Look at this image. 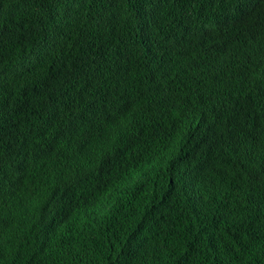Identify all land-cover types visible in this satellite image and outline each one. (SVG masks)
Instances as JSON below:
<instances>
[{"label":"trees","instance_id":"1","mask_svg":"<svg viewBox=\"0 0 264 264\" xmlns=\"http://www.w3.org/2000/svg\"><path fill=\"white\" fill-rule=\"evenodd\" d=\"M33 254L264 264V0H0V264Z\"/></svg>","mask_w":264,"mask_h":264},{"label":"clouds","instance_id":"2","mask_svg":"<svg viewBox=\"0 0 264 264\" xmlns=\"http://www.w3.org/2000/svg\"><path fill=\"white\" fill-rule=\"evenodd\" d=\"M252 8V4L251 7ZM150 106V105H149ZM151 110V114L149 115L148 119H147V123L151 122V123H155L158 125H161L162 128H164L166 130V136L165 139L171 144V145H175L178 144L181 149H183V151H185L186 154H190L191 153V149H192V145L188 144L186 142L185 139H182L179 135H178V123L176 121V119H174V115L169 112H167L164 109H159L156 108L154 106H150ZM175 136L177 139L181 140V142L176 141L175 138L173 137ZM123 210V211H122ZM122 211V212H120ZM118 213L120 214V217L118 216ZM117 213V217L118 220L116 221V225H117V231H124V228L128 225H131V223L133 222L132 219L135 220L136 217V211H134L132 209V207L129 205V203H125L124 202V207L119 210V212ZM37 241H35L36 244ZM102 247H106L107 251L109 250V247L106 243H104V245ZM4 251L3 253L8 256L11 257L14 255V253H12L11 248L9 247L8 244L3 246ZM37 250V249H35ZM125 255H121V257H124ZM34 264H40V260L37 259L36 255H31V257L29 258ZM61 258H54L53 261L54 262H59ZM3 264H17V260L12 259V258H7L2 260ZM41 264H45V259L42 260Z\"/></svg>","mask_w":264,"mask_h":264},{"label":"bare ground","instance_id":"3","mask_svg":"<svg viewBox=\"0 0 264 264\" xmlns=\"http://www.w3.org/2000/svg\"><path fill=\"white\" fill-rule=\"evenodd\" d=\"M15 3H16V2H15ZM11 7H12V6H11ZM49 31H50V30H49ZM50 32H51V31H50ZM147 33H149V32H147ZM142 35H143V34H142ZM145 37H146V36H145ZM146 38H147V37H146ZM71 44H72V43H71ZM22 69H23V68H22ZM125 74H126V73H125ZM103 90H106V89H103ZM153 90H154V89H153ZM108 91H109V90H108ZM108 91H107V92H108ZM97 92H98V91H97ZM104 94H105V93H104ZM104 94H103V95H104ZM106 96H107V95H106ZM94 99H95V98H94ZM91 100H92V99H91ZM134 121H135V120H134ZM119 122H120V121H119ZM127 123H128V122H127ZM136 123H137V122H136ZM124 124H125V123H124ZM120 125H121V122H120ZM129 125H131V124H129ZM132 125H133V124H132ZM135 125H136V124H135ZM121 128H122V127H121ZM123 129H125V128H123ZM77 137H78V136H77ZM79 137H80V136H79ZM79 137H78V138H79ZM80 139H81V138H80ZM69 144H70V143H68V148H69ZM71 144H72V143H71ZM38 145H39V143H38ZM99 149H100V148H99ZM73 151H74V150H73ZM75 152H76V150H75ZM177 167H178V166H177ZM174 168H175V166H174ZM176 171H177V170H176ZM174 173H175V170H174ZM142 177H144V175H143ZM145 178H146V177H145ZM145 178H143V179H145ZM141 179H142V178H141ZM141 179H140V180H141ZM143 182H144V181H143ZM142 184H143V183H142ZM142 184H140V185L142 186ZM136 186H139V185H135V187H136ZM128 187H129V186H128ZM135 187H134V188H135ZM124 188H125V187H124ZM124 188H123V189H124ZM131 188H132V187H131ZM134 188H132V189H134ZM139 188H141V187H139ZM124 190H128V189L126 188V189H124ZM124 190H123V191H124ZM132 191H134V190H132ZM132 191H131V193H132ZM121 192H122V190H121ZM125 192H126V191H124V194L127 195V193H125ZM127 192H128V191H127ZM119 193H120V192H119ZM129 196H130V194H129ZM17 197H18V195L16 196V198H17ZM20 197H21V196H20ZM18 198H19V197H18ZM132 202H134V200H133ZM140 203H141V202H140ZM140 203H139V206H140L141 204L144 205L143 203H141V204H140ZM130 204H132V203H130ZM130 204H129V205H130ZM118 205H119V204H118ZM142 205H141V206H142ZM18 206H19V205H18ZM20 206H21V205H20ZM130 206H131V205H130ZM134 206H136V204H135ZM142 207H143V206H142ZM142 207H140V210H139L140 212H141ZM19 208H20V207H19ZM119 208L122 209L121 207H119ZM132 208H134V207H132ZM165 208H166V207H165ZM137 209H138V208H137ZM137 209H135V210H136V214H137ZM145 209H146V208H145ZM15 210H17V209H15ZM135 210H134V211H135ZM143 210H144V208H143ZM149 210H150V209H149ZM151 210H152V209H151ZM213 211H215V210H213ZM155 212H156V211H155ZM211 212H212V211H211ZM146 213H147V214H146ZM146 213H144L145 216L148 215V211H147ZM151 213H152V212H151ZM151 213H150V214H151ZM93 214H94V213H93ZM96 214H97V213H96ZM206 214H207V217H208V214H209V213H206ZM210 214H211V213H210ZM212 214H213V212H212ZM152 215L154 216V214H152ZM226 215H228V214H226ZM229 215H230V214H229ZM229 215H228V216H229ZM97 216L100 217L99 213H98ZM97 216H96V217H97ZM102 216H103V215H102ZM137 216H139V215H137ZM140 216H143V215H140ZM140 216H139V217H140ZM205 216H206V215H205ZM94 217H95V216H94ZM203 217H204V215H203ZM209 217H211V216L209 215ZM209 217H208V218H209ZM229 217H230V216H229ZM238 217H241V216H238ZM97 218H98V217H97ZM100 218H101V217H100ZM140 218H141V217H140ZM198 218L200 219V217H198ZM205 218H206V217H205ZM226 218H227V217H226ZM95 219H96V218H95ZM101 219H102V218H101ZM142 219H144V217H143ZM209 219H210V218H209ZM229 219H231V218H229ZM229 219H228V221L230 222ZM237 219H238V218H237ZM242 219H243V218H241V220H242ZM96 220H99V219H96ZM133 220H134V219H133ZM135 220H136V219H135ZM205 220H207V218H206ZM238 220H239V219H238ZM238 220H236V221H238ZM241 220H240V221H241ZM139 221H140V220H139ZM144 221H146V220H144ZM201 221H202V220H201ZM201 221H200V222H201ZM203 221H204V220H203ZM205 222H207V221H205ZM224 222H225V221H224ZM226 222H227V221H226ZM242 222H243V220H242ZM242 222H241V223H242ZM138 223H139V222H138ZM202 223H203V222H202ZM230 223H231V222H230ZM131 224H133V223H131ZM145 224H147V222H146ZM176 224H177V223H176ZM111 225H112V224H111ZM137 225H138V224H137ZM237 225H238V224H237ZM134 226H136V225H134ZM113 227H114V226H113ZM136 228H137V227H136ZM112 229H113V228H112ZM129 229H130V228H129ZM133 229H134V227H133ZM214 232H215V231H214ZM119 233H120V232H118V234H119ZM118 234H117V235H118ZM201 234H203V232H201ZM214 234H215V233H214ZM214 234H213V236H214ZM120 235H121V233L119 234V236H120ZM179 235H180V234H179ZM203 235H204V234H203ZM132 236H133V235H132ZM181 236H184V235H181ZM116 237H117V236H116ZM132 239H133V238H132ZM154 239H155V238H154ZM158 239H159V238H158ZM181 239H182V238H181ZM134 240H135V238H134ZM144 240H146V239H144ZM183 240H184V239H183ZM138 241H140V240H138ZM149 241H150V243L152 242L151 240H149ZM149 241H148V242H149ZM75 242H76V240H75ZM143 242H144V241H143ZM154 242H155V240H154ZM133 243H134V242H133ZM146 243H147V242H146ZM146 243H145V245H146ZM130 244H131V242H130ZM141 244H142V242H141ZM148 244H149V243H148ZM151 244H152V243H151ZM138 245H139V242H138ZM143 245H144V244H143ZM138 252H139V251H137L136 253L138 254ZM141 253H142V252H141ZM178 254H179V253H178ZM140 255H141V254H140ZM140 255H138V256H140ZM157 255H158V254H157ZM215 255H217V254H215ZM215 255H214V256H215ZM144 256H145V258H146V255H144ZM144 256H143V258H144ZM217 256H218V255H217ZM217 256H215V258H217ZM141 257H142V255H141L139 258H141ZM150 257H151V256H150ZM159 257H160V256H159ZM163 257H164V256H163ZM135 258H136V257H135ZM143 258H142V259H143ZM145 258H144V259H145ZM156 258H157V256H156ZM147 259H148V257L146 258V260H147ZM158 259H159V258H158ZM161 259H162V257H161ZM137 260H139V259H137ZM163 260H164V259H163ZM140 261H141V260H140ZM137 262H138V261H137ZM141 262H142V261H141ZM161 262H162V261H161ZM144 263H145V261H144ZM136 264H137V263H136Z\"/></svg>","mask_w":264,"mask_h":264}]
</instances>
